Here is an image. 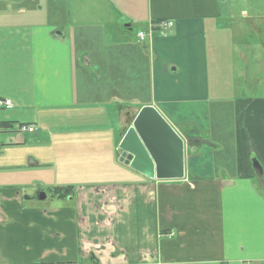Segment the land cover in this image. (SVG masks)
I'll use <instances>...</instances> for the list:
<instances>
[{
	"label": "crops",
	"instance_id": "obj_1",
	"mask_svg": "<svg viewBox=\"0 0 264 264\" xmlns=\"http://www.w3.org/2000/svg\"><path fill=\"white\" fill-rule=\"evenodd\" d=\"M229 1L127 0L101 22L123 30L138 19L147 34L159 20L174 26L107 53L106 72L100 54L75 47L90 34H66L70 12L36 23L33 0H0V100L13 103L0 107V264H264L253 166L264 172V95L224 97L236 91L224 77L264 69V0ZM237 44L263 46L255 65ZM146 63L148 85L131 80ZM145 106L191 146L183 180L120 161Z\"/></svg>",
	"mask_w": 264,
	"mask_h": 264
},
{
	"label": "rangeland",
	"instance_id": "obj_2",
	"mask_svg": "<svg viewBox=\"0 0 264 264\" xmlns=\"http://www.w3.org/2000/svg\"><path fill=\"white\" fill-rule=\"evenodd\" d=\"M127 0H33L34 7L36 9V23H48L53 16V12H70V16L63 21V27L66 29V34L74 42L80 39V37H85L90 34L92 37V44L83 40L82 45H75L76 48H81L82 52H89L90 54H100L103 58L104 69L107 72V53L116 52L122 50V45L137 44V34L140 31L141 25L136 23L139 20H135V25L132 28L119 29L115 26H109L101 22L102 16L104 19H107V16L116 17L117 11H119L120 6H124ZM231 4L235 7H240L239 0H230L228 5ZM101 8V16L96 17L93 12ZM141 14V13H140ZM108 20V19H107ZM141 21V20H140ZM241 27V26H240ZM247 39H254L258 41L259 39L254 38L255 36L246 31L245 33ZM244 35V36H245ZM251 40H249L250 42ZM238 45V44H237ZM142 47V44H140ZM241 49H246V56L249 59V62L252 65H255L254 59L257 53H260L263 49V46L255 48L254 46L244 47L238 45ZM75 49V48H74ZM80 49V51H81ZM75 51V50H74ZM76 52V51H75ZM134 54V53H133ZM80 54L76 53L77 60L72 61V66L75 68L78 66V58ZM261 55L264 56V51L261 52ZM133 56V55H132ZM264 58V57H263ZM132 61V59H131ZM39 63V60H37ZM141 63V62H140ZM85 69L90 73L100 72V65L92 64L91 66H85ZM148 65L146 63V72H144L143 66L140 69L139 73L131 71L130 77L131 80H134V77H138L142 82H145L146 85L149 83V71ZM91 78V77H90ZM124 77H117L116 81H124ZM110 80L108 76H105V81ZM94 81H96L94 77ZM225 86L234 84L236 91L232 94L225 93V98L230 100H235L238 98H250L252 96L264 95V69L252 67L249 71L248 76L236 77L235 81L231 78L224 77ZM81 83H79L80 85ZM81 86V85H80ZM7 111V110H5ZM229 120V117L226 118ZM225 128L230 129L229 123L226 124Z\"/></svg>",
	"mask_w": 264,
	"mask_h": 264
},
{
	"label": "water",
	"instance_id": "obj_3",
	"mask_svg": "<svg viewBox=\"0 0 264 264\" xmlns=\"http://www.w3.org/2000/svg\"><path fill=\"white\" fill-rule=\"evenodd\" d=\"M129 27V25H127ZM191 146L153 106L141 108L123 137L119 149L120 161L132 169L157 180H183L186 171V150ZM256 180L264 189V172L253 160ZM41 193L39 200H45Z\"/></svg>",
	"mask_w": 264,
	"mask_h": 264
},
{
	"label": "built area",
	"instance_id": "obj_4",
	"mask_svg": "<svg viewBox=\"0 0 264 264\" xmlns=\"http://www.w3.org/2000/svg\"><path fill=\"white\" fill-rule=\"evenodd\" d=\"M174 26V23L172 21L168 20H159L157 22H153L150 24L151 31L147 34L146 32H139L138 33V39L141 41H146L147 39H152L153 30L160 31L161 34H167V32ZM0 107L5 109H11L13 108V103L10 100L1 101L0 100ZM20 131L22 132H33V127L28 126H20Z\"/></svg>",
	"mask_w": 264,
	"mask_h": 264
},
{
	"label": "trees",
	"instance_id": "obj_5",
	"mask_svg": "<svg viewBox=\"0 0 264 264\" xmlns=\"http://www.w3.org/2000/svg\"><path fill=\"white\" fill-rule=\"evenodd\" d=\"M60 193V192H59Z\"/></svg>",
	"mask_w": 264,
	"mask_h": 264
}]
</instances>
